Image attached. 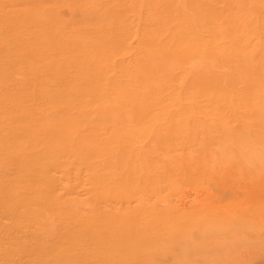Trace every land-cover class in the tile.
Returning <instances> with one entry per match:
<instances>
[{
	"label": "rangeland",
	"instance_id": "obj_1",
	"mask_svg": "<svg viewBox=\"0 0 264 264\" xmlns=\"http://www.w3.org/2000/svg\"><path fill=\"white\" fill-rule=\"evenodd\" d=\"M153 1L0 0V117L2 116L0 118V141L1 139L6 142L10 141V150L15 149L14 144L26 142L31 150L30 154L38 157L34 159V172L27 175L29 178L32 176L31 178L36 179L35 173L39 166L38 162H42L41 159L47 162L50 157L60 155L63 156L61 159L68 160L63 165L64 167L70 164L68 173L64 176L60 173L61 168L52 164L53 166L47 172L50 178L45 183L44 191V186H39L34 181H31V189H27L24 182L18 188L20 181L15 178L12 180L17 167L11 161V157L6 159L7 164L3 168L4 171H8V174L2 181L8 189L5 190L3 185L0 190V264H31L38 259L33 253L29 254L31 245L42 251L44 249L41 240L38 241L36 237H32V232L38 229L41 231L42 228L45 231L58 230L62 226L60 218H56L50 212L56 211L52 207L56 203L49 199L48 195L55 196L57 202L64 206L65 202L72 201L71 205L77 207V212H83L79 207L80 203L86 201L91 194V189L86 181L85 167L77 169L79 167L77 163L81 161L79 157L85 151H81L82 154L77 153L78 157L73 159L65 142H57L53 139L56 135L52 136L50 132L40 130L44 127L35 129L32 136L30 134L29 137H26V131H30L24 130L27 126L22 125L23 113L16 112L17 104L27 107L30 113L34 111L31 117L35 123H43L45 126L55 125L54 128L61 125V131L57 135L76 134L77 138H95V142L99 143L111 139L112 134L116 131V125L127 130L138 128L140 123L138 124L134 118L139 115L150 117V119L158 118V121L161 120L162 123L172 119L171 122L181 123V128H183V123L188 124L191 133H193L191 136L195 138L191 141L192 144L189 142L187 145L179 140L184 135L188 137V131L182 130V133L177 134L179 138L176 136L178 139L174 140V142L177 141V145L174 143L171 152L172 158L169 157L168 160V157H164L163 159L164 153L154 154L150 157L152 158L150 162L157 169V171L154 170V175L158 174L157 178L160 181L158 189L162 197L158 204H153L154 207H150L153 206L151 198L150 205L147 206L149 209H153L149 211L159 214L158 217L149 219L155 224L147 225V228L153 227L154 230H158L159 242H162L155 247L154 251H151L154 252L152 263L179 264L181 261L180 264H264V223H260L261 220L254 216H260L259 212L264 209L258 204L262 201L260 200L261 196L249 200L243 199L242 195L231 196L229 194L220 196V198H210L207 191H204L213 183V185L216 184L215 186L221 184L220 186L225 188L227 184L228 186L237 185L240 180L239 185L241 186L243 183L249 182V179H253V174L264 173V171L257 170L258 168L263 169L259 163L253 160V164L249 159L251 158L249 155L253 157L252 152H257L262 146L256 142H253V145L247 143L253 138L249 128L250 123L258 117L264 118V0H203V3L207 4L206 24L209 25L211 32L210 37L209 35L205 37L204 31H202L203 34L201 33L207 40L206 48L208 47L209 51L206 50V52L214 54L216 58L220 59L215 62L210 54H207V62L216 63L214 75H219L218 79L210 81V85H213L210 90L214 93L212 100L199 97L196 101H190L188 93H193L195 90L192 88L182 89L181 79L185 74V69L193 68L196 61L200 59L199 55L192 52L189 55L181 54L188 55L186 64H183V61L177 62L173 68L174 74L171 79L163 83L175 90L180 89L179 101H170V96L164 95L161 100L147 101L142 105L139 104L141 102L121 100L116 105L122 108V114L112 113L109 116L95 114L98 111L93 107H96L98 103H93L82 110L83 113H78L77 106L64 101L62 94L65 87L68 88L69 85L62 76L54 77L55 68L66 67V62L75 59L71 52L76 47L94 42V39L100 37V40L108 37L122 40L119 44L120 47L115 48L111 54L117 64L112 65L110 69L107 67L109 69L107 73L112 74V79L118 83L120 80L123 82L128 67L131 71L143 70L144 53L140 44L147 39V36L153 34L152 38L155 41L158 38L161 42L167 43L168 36L163 29L167 23L161 25L160 20L157 21L156 17L170 21L174 10H179L178 17L183 18L185 16L181 15L182 10L186 9L192 0H157L154 3ZM80 2L83 4L79 5ZM90 3L92 5H89ZM176 3L182 5L177 8ZM207 11L211 14L206 13ZM150 13L153 14V20L150 18ZM202 13L200 11L201 15ZM109 14L114 16L113 27L106 30L104 34L96 32L98 26L107 27L109 20L106 17ZM179 23L178 19L173 24H177L175 27L177 30H181ZM116 34L118 36L115 37ZM77 35L78 38H76ZM82 35H87V37ZM85 39H89V41ZM197 42V40H193L192 44L196 45ZM84 48L90 49V46ZM161 50L166 52L168 49L161 46ZM144 52H147V49L144 48ZM95 67L98 65L86 68L87 73H92ZM192 74L194 75V71ZM145 82L148 87L155 84V81ZM123 84L120 83L121 86ZM43 91L46 93L43 94ZM132 91L139 92L138 88H134ZM141 106L148 109L139 113L137 109ZM185 107L193 109L191 111L183 110ZM176 108L180 109L179 114L175 113ZM217 116H222L226 122L224 123L225 131L221 129L220 133L215 127V123L218 122ZM194 119L196 122L193 125ZM201 121L208 125L211 123L212 129L214 128L213 130L216 131H212L213 134H207L205 129H201L205 125H201ZM76 122L81 125L74 129ZM191 124L193 126L190 128ZM236 136H240L238 142L241 146L238 149L232 146L235 145L234 141H237ZM139 139L140 143L145 141L144 149L149 152L151 150L149 148L155 141L151 138ZM137 144L134 143V146ZM53 145H59L63 149H59L55 153ZM135 150L136 152H134ZM135 150H133L134 154L141 151ZM219 154L220 156H217ZM192 155L193 157H191ZM154 156H156V162L155 159L153 160ZM101 158L105 164H110L113 161L111 156L103 155ZM162 159L164 163H162ZM102 160L100 159V162ZM167 161H171V165L170 162L166 164ZM204 161L205 164H200ZM95 163L94 160L93 164ZM189 163L191 166L192 163L196 164L193 168ZM172 164L174 165L172 166ZM49 165L51 164L48 163L47 167ZM201 165L206 167L203 168ZM177 166H181V168L178 167L177 170ZM1 167L0 165V177L3 170ZM12 169L13 173H11ZM162 169H164L163 172ZM212 170L216 172H213L215 174L213 176L210 175ZM100 171L102 170L100 169ZM244 171H248L249 175L247 174V176L249 177L243 176ZM100 177L103 176L98 175L94 178ZM217 177L222 180H218ZM227 177L230 178L227 179ZM225 179H227V183L224 182ZM204 180L206 181L204 182ZM66 184L69 185L66 186ZM12 185L14 186L12 187ZM63 186H66V190ZM107 187L104 185L100 188L105 191ZM199 187L200 189L197 190ZM20 190L22 192L18 196ZM100 191H97L99 196L95 201H98L99 209L109 214L110 217L118 208L123 211V208L134 207L137 203L136 200L119 203L112 196L110 199L107 197V199H103L100 198V194L104 192ZM181 191L183 194L186 193L183 198L185 200L183 206L179 203L182 199L178 198V196L181 198L184 196L180 195ZM233 193L231 192V194ZM12 204L15 205L13 211L9 212L8 208H4V206ZM169 205L172 206L167 210ZM149 214L151 212L145 211L143 216L147 217ZM252 217H255V221L251 219ZM179 227L182 231L189 232L191 237L180 233L175 238L174 233L176 234V229ZM70 228L75 230L72 224ZM170 239H172L171 242ZM14 244L15 248H13ZM176 248L179 252L183 251L181 258L176 257L177 254L174 253ZM101 257L99 255L97 259L101 260ZM177 258L179 259L177 260Z\"/></svg>",
	"mask_w": 264,
	"mask_h": 264
},
{
	"label": "bare ground",
	"instance_id": "obj_2",
	"mask_svg": "<svg viewBox=\"0 0 264 264\" xmlns=\"http://www.w3.org/2000/svg\"><path fill=\"white\" fill-rule=\"evenodd\" d=\"M156 1L157 0H154L153 3ZM80 4L82 5L83 2L82 3L80 2L79 5ZM89 5L92 4L90 3ZM181 5L182 4L176 3L177 8L178 6ZM206 8H207V4L203 3V0H192L190 4L186 7V9L182 10L183 12L181 15L185 16L183 18L178 17L179 10H174L170 21H165L163 17L162 18L164 20L160 19L159 17H156L157 21L160 20L161 25L167 23L163 29L164 31H166L168 36L167 38L168 45H166L167 43L161 42L158 38H156L155 41V39L152 38L153 34H151V36L150 35L147 36V39L144 40L142 44H140L141 49H143V53H144L142 60L143 70L131 71L129 70L128 67V70H126L125 81L123 80V82H121L120 80V82L118 83V81L112 79V74L107 73L108 72L107 70H109L112 65L115 66L117 64L116 61L112 59L113 55L111 54L113 53V50L115 48L120 47L119 44L121 43L122 40L112 37H108L107 39L103 38L102 40H100L101 38L100 37L98 39L96 38V40L94 39V42L76 47V49L71 52V55L75 57V59L66 62L65 65L66 67L55 68L56 73H54V77L57 78L58 75L62 76V78L65 79V82H67V84L69 85L68 88L65 87L62 94V96L64 97V101H67V103H69L70 105L77 106L76 110L78 111V113H83L84 111L82 110H85L93 103H98L96 107H93L96 108L95 110L98 111V113L95 114L105 115V116H109L112 113L122 114V108L116 105L117 103H120L121 100H125L127 102H135V103L141 102L139 104L142 105L147 101L161 100L164 95V96H170L171 98L169 99L170 101H174V102L179 101L180 89L175 90L169 85H163V83L164 81L166 82L170 80L171 77L173 76L174 73L172 71L173 68L175 67V64L181 61H183L182 62L183 64H186V60L188 59L187 56L189 55V53L192 52L199 55L200 59L199 60L197 59L198 61H196V64L193 65V68L185 69V74L181 79L182 89L192 88L195 90V92L193 91V93L196 94L188 93V99L190 101L191 100L196 101L197 98L199 97H204L205 99L212 100L214 93H212L211 92L212 90H210V87H213V85H210V81L214 80L215 78L216 79L219 78V75L217 74L214 75L213 71L216 69L215 62L220 59L216 58L214 54H210L208 52L215 62L211 64L207 62L208 53L206 52V50H208V47L206 48L207 40L205 39V37L206 35L207 36L209 35L210 37L211 32L209 25L206 24V19H207V14H205ZM200 11L203 12L202 15L200 14ZM206 13L211 14L208 11ZM152 16L153 14L150 13V18L153 20L154 17ZM106 18L107 20H109L107 27L98 26V30H96V32L104 34L106 30H110L113 27L114 24L112 22L114 21L113 14H109V16H107ZM178 19L180 20V23L178 25H180L181 30L175 29L177 24L173 25L174 21L177 22ZM202 31H204V34L206 33L205 37L202 35L203 34ZM79 33L81 34V32ZM116 36H118V34H116L115 37ZM83 37H87V35ZM76 38H78V35ZM80 40L77 41L79 42ZM193 40L198 41L196 45L192 44ZM87 41H89V39ZM88 45L90 46V49H85L84 47ZM161 46H164L168 50L164 52L163 50H161ZM144 48L147 49V52H144ZM181 54H188V55H181ZM92 65L94 66L98 65V67H95L92 73H87L88 70H86V68H89ZM107 67H109V69ZM193 71H194V75L192 74ZM71 73L72 74L75 73V74L72 75ZM148 80L155 81V84L148 87L146 85L147 82H145ZM120 83L122 84L124 83L123 86H121ZM134 88H138L139 92H133L132 90ZM115 89H117L116 92ZM131 92L136 94L133 95V93ZM45 93L46 91H43V94ZM167 93H172V94H167ZM114 95H119V96L115 97ZM16 107H17L16 112L23 113L24 115L22 119L23 122L22 125L27 126L24 128V130L30 131V132L26 131V137H29L30 134L32 136L35 129H40L44 127L40 130L48 131L52 134V136L56 135L55 137H53V139L57 142H65L67 150L70 152V155L73 156V159L78 157L77 153L79 154V152L81 153V151H85L84 154L81 153L82 156L79 157L81 161H78L77 164H79V167L77 169L80 170L81 167H85L86 181L91 189V194L89 195V198L86 201H82L80 203L79 207L82 209L83 212H77L76 210L77 207H75V205L73 206L71 205V203H73L72 201L65 202L64 203L65 206H64L62 205V203L57 202L55 196L48 195V198L52 199L56 203L55 206H52L54 209H56V211H50V212L56 218L57 217L60 218V222L62 226L58 230H48V231L43 230L42 227H38V228H42L41 231H39L38 229L37 231L32 232V237H36L38 241L40 239L41 245L42 244L44 245V249L42 251L38 247L31 245L29 254L33 253L36 256V258H38L35 261H33L31 264H153L152 260L154 259L153 257L154 252L151 251H154L155 247L158 244H162V242L161 243L159 242L160 235L158 230H154L153 227L147 228L148 227L147 225L155 224V222H152L149 219L158 217L159 215L155 211H149L153 209H149L147 206L150 205L149 203L151 201L150 200L151 198L153 199L151 202V204L153 205L155 203L158 204V202L161 200L162 197L160 195V190L158 189L160 186V181L157 178L158 174L156 173L154 175V172L157 171V169H155L153 167L155 165H152V162H150L151 161L150 159H152L150 157L153 156L154 154L164 153V156L161 155L163 156V159L164 157L166 158L168 157L167 158L168 160L169 157L172 158L171 152L172 149L174 148V143L176 144L177 142V141L174 142V140L179 138L177 134H179L180 132L182 133V130L188 131L187 132L188 137L187 135H184L183 138L182 139L179 138V140L184 144L187 143V145L189 142L190 144H192L191 141L195 138L191 136L193 135V133H191L188 124L183 123L182 124L183 128H181V123L179 124V122L177 121H174L175 123L171 122L172 119H169L167 122L162 123L161 120L158 121V118L154 117L153 119H150V117L147 118L139 115L136 116V118H134L135 121L138 122V124L140 123L138 128L134 130H127L124 127H121L120 125L119 126L116 125L115 126L116 131L112 134L111 139H108L107 141H103V143L102 142L99 143L98 141L95 142L94 140L95 138L93 139H85L83 137L77 138L76 134L70 135L68 133H64L65 135H57L61 131L60 128L61 125H58L54 128L55 125L45 126L43 123H35V121L31 117L34 111L33 113H30L28 111V108L21 104H17ZM146 108L147 107L141 106L138 107L137 111L139 113H142L146 111ZM192 109L193 108L185 107L183 110L191 111ZM174 111L176 114L180 113V109L176 108ZM217 118H218V122L215 123L217 132H219L221 129L225 131L224 123L226 122H224L222 116H217ZM195 122L196 121L194 119V121L192 122L193 125ZM78 123L79 122H76L74 124V129L79 125H81ZM40 124L43 126H41ZM200 124L204 125L205 123L201 121ZM244 124L246 125V123ZM193 125L191 124L190 128ZM212 127L213 126L211 123L209 125L206 123L201 129L202 130L205 129L207 134L209 133L213 134L212 131H216V130H213L214 128L212 129ZM249 128L251 129L253 138L247 141V143L253 145V142H256L259 144V146H262L261 149L257 150V152L255 151L252 152L253 157L252 155H249V157H251L249 158L251 160L250 162L254 164L253 160H255V162L259 163V165L262 166L263 168L261 170L258 168L257 170L264 171V118L262 117L256 118L254 121L250 123ZM176 136L178 138H176ZM239 137L240 136L238 137L236 136L237 141H234L235 139L232 138L234 139L233 141L235 145H232L233 143L231 145L233 147L235 146L236 149H238L241 146V144H239L238 142V140L240 139ZM139 138L141 139L151 138L153 139V141H155V142L152 141L153 143H155V144L152 143L153 145V146L151 145L152 147L149 146L150 147L149 149H151L149 152L146 151V149H144L145 141H142L143 143H140L141 140ZM218 142L220 141L218 140ZM134 143H138V144L134 146ZM9 144L10 141L6 142L4 139H1L0 141V165L2 166L1 168L5 167L7 164L6 159L8 157H11V161L17 167V169H15L16 171H14L15 176L12 178V180L15 178V180L20 181L18 183V188H20L22 185L21 183L24 182L25 187L27 189H31L32 188L31 181H34L38 183L39 186L40 185L44 186V191H45V186H46L45 183H47L48 179L50 178L47 175V172L48 169L53 165L61 168L60 173L63 176L68 173L67 170L70 164H68L66 167L63 166L66 164L68 160L61 159V157L63 156L55 155L57 156L56 158H54L55 156L50 157L47 160V162L41 159L42 162H38L39 166L37 172L35 173L38 178L35 177L36 179H33L31 178L32 176H30L29 178L27 175L34 172V167H35L34 159L38 157L37 156L34 157V155L30 154L31 150H29V147L26 142L23 144H18V143L17 145L14 144L15 147L14 150H10ZM199 144L201 145V142ZM59 149H63V148L59 145H53V151L55 153ZM135 149L141 151L134 154L133 150ZM260 150L262 151L260 152ZM134 152H136V150ZM217 152L220 153V151ZM258 153H260V156H258ZM103 155H106V157L111 156L113 158V161L110 164H105L101 158V156ZM156 156H154L153 160L155 159ZM217 156H220V154ZM191 157H193V155ZM201 157L203 159V155ZM224 158H226V156H224ZM100 159L102 160V162H100ZM163 159H162V163H164ZM94 160L96 162L95 164H93ZM194 160L198 161L197 159ZM154 161L156 162V159ZM171 161H167L166 164L170 162L169 164L171 165ZM48 163L51 164L49 165V167H47ZM195 164L192 163L193 168ZM200 164H205V161L204 163L201 162ZM224 164H226V162ZM159 165L161 164L159 163ZM173 165L174 164H172V166ZM178 167L181 168V166H177V170ZM204 167L206 166L204 165ZM157 168L159 169V167ZM100 169L102 171H100ZM163 170L164 169H162V172ZM177 170L176 172H178ZM200 170H196V171L199 172ZM208 170L211 169L208 168ZM214 171L212 170L211 172L212 174L210 175L212 176L215 175L214 173L216 172ZM11 173H13V169ZM6 174H8V171L7 172L4 171L3 168L2 176L0 177V190L4 185V182L2 180H4L3 178L6 176ZM247 174L249 175L248 171H244L243 176H247ZM98 175H101L103 177L94 178ZM206 175H207V171H206ZM253 175H252L253 179L250 180L248 178L249 182L243 183L241 186L239 185L240 180L238 181V183L236 182L237 185L228 186L227 184L225 188L221 187L220 186L221 184H217L218 186H215L216 184L213 185L214 183L212 182L213 184L211 183L212 185H209L206 188L207 190L204 191H207L206 193H208L210 198L213 197L220 198V196H225L226 194H229L231 196L242 195L243 199L249 200L252 199L253 197L255 198L256 196L257 197L261 196L260 200L262 201L259 202L258 204L260 205V207H264V173L260 172V174H256L254 176ZM229 178L227 177V179ZM213 179L214 178H212V180ZM217 179L220 180L218 177ZM227 179H225L224 182H226ZM205 181L206 180H204V182ZM213 181H215V179ZM217 182L219 183V181ZM68 185L69 184H66V186ZM104 185L108 186L107 190L105 191L104 189L100 188ZM13 186L14 185H12V187ZM66 186H63L65 190H66ZM4 188L5 190L8 189L6 185H4ZM199 189L200 187L197 190ZM100 190H103L104 192L100 194V198L102 197L103 199H105L107 197L110 199V197L112 196V198H115V200L119 203H129L130 200H136L137 203L134 207L123 208L122 209L123 211H120L119 210L120 208H118L116 211H114V215L110 217L109 214L104 213L99 209L98 201H95V199L99 196V193L97 191L101 192ZM182 191L184 192V190ZM182 191L180 192L181 193L180 195L183 194ZM21 192L22 190L18 192V196L19 194H21ZM231 192H234L233 193L234 195L231 194ZM201 193L203 192L201 191ZM185 194H183L184 196L182 198L181 196L180 197L178 196V198L182 199L181 202L183 201L182 203L178 201L180 205H182L185 201L183 200V198H185ZM171 206L172 205H169L167 207V210L170 209ZM14 207L15 205L13 204L4 206V208L9 209V212L13 211ZM150 207H154V205ZM145 211L151 212V214H149L147 217L143 216ZM259 214L261 217L251 213V215H254L256 218L261 220L260 223H264V209L260 211ZM255 217H252L251 219L255 221ZM258 219L256 220L258 221ZM238 220L239 219H237V221ZM20 223H17V225H20ZM71 224L75 230L70 228ZM179 229L180 227L176 229L177 230L176 234L174 233L175 238L178 235H180V233L181 235L184 234L187 235V237L188 236L191 237L189 232H187L186 230L182 231V229L180 230ZM43 233L45 234L43 235ZM59 240L60 243H58ZM171 241L172 239H170V242ZM15 246L16 245L14 244L13 248H15ZM182 252H183L182 250L179 252L178 249L176 248L174 253L177 254L176 257L179 256V258H181ZM99 255L102 256L101 260L97 259ZM179 258H177V260Z\"/></svg>",
	"mask_w": 264,
	"mask_h": 264
}]
</instances>
